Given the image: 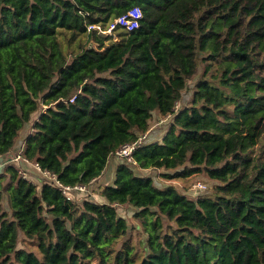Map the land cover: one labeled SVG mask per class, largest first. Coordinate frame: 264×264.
<instances>
[{
  "label": "trees",
  "instance_id": "16d2710c",
  "mask_svg": "<svg viewBox=\"0 0 264 264\" xmlns=\"http://www.w3.org/2000/svg\"><path fill=\"white\" fill-rule=\"evenodd\" d=\"M135 6L117 40L87 31ZM0 156V264H264V0H0ZM136 167L215 183L189 197Z\"/></svg>",
  "mask_w": 264,
  "mask_h": 264
},
{
  "label": "rangeland",
  "instance_id": "374dc122",
  "mask_svg": "<svg viewBox=\"0 0 264 264\" xmlns=\"http://www.w3.org/2000/svg\"><path fill=\"white\" fill-rule=\"evenodd\" d=\"M115 35H117L116 32L114 34V37H115V40H117V37ZM59 37H60L63 48L67 49L66 50L67 52L79 50L86 40L85 34L72 37V34L70 32H65V31L60 32ZM109 37H112V38L108 39L107 41L113 40V36H109ZM92 44H93L92 42L89 43V45H92ZM188 87L190 90L185 96L187 100L190 98L191 93H192L191 91L193 87L192 82L188 84ZM42 109H44V107ZM157 119L158 118H156V120ZM167 121L159 120L155 124H153L151 128L155 129V131H154V134H152V136L150 137V139H155L159 137V133L160 131H162L161 128H164L165 123ZM28 130H29V125H27L20 131L18 140L21 141L25 137ZM18 152L19 151L17 150L15 154H18ZM111 162H109L108 166L106 167V171L103 173V175L96 182L93 183V186H92L93 188L90 190L88 189V192H87L88 195L87 193H85L83 197L92 196L93 198L95 197L97 199L98 193H100V189L105 184L112 182L114 171H115V160ZM117 163H118V159H117ZM112 164H114V166H112ZM26 165L27 163H25L23 160H20V162L18 163V167L22 172H26L25 171ZM34 169L31 167L30 170L28 171H31L30 173L35 174L36 169L35 170ZM133 170L138 174L150 176L152 180L155 182V184L158 186H162L166 183H172L178 189L185 192L189 197H193L194 195H196L195 193L200 194V195H209L211 186L213 183H215L214 180H211L210 178H208V176L203 172H197L187 178H172L171 179V178H167L164 176V174L162 173L164 171L163 169L151 168V169L141 170L136 167V168H133ZM196 183H201L203 187L196 186L197 185ZM194 185L196 186L195 189L193 188ZM133 213H134L133 209L130 206H127V205L119 206V214L122 215L126 219L129 226L136 223L132 216ZM130 232H134V231H130ZM134 234L135 233H133V235ZM19 238H20V241L18 243V246L26 247L27 245L30 244L28 241L25 240L26 237L23 234L20 233Z\"/></svg>",
  "mask_w": 264,
  "mask_h": 264
},
{
  "label": "built area",
  "instance_id": "2783aa9c",
  "mask_svg": "<svg viewBox=\"0 0 264 264\" xmlns=\"http://www.w3.org/2000/svg\"><path fill=\"white\" fill-rule=\"evenodd\" d=\"M142 17V12L138 6L132 7L125 14L118 16L108 22H99L95 24L87 25V31H95L101 38H111L109 36H113V40L115 41L114 32L117 29H125L126 31H131L138 27L139 20ZM107 38V39H108ZM75 98V95L70 98L71 101ZM135 146L133 144H123L117 151V154L122 155L126 158L127 161L134 162L132 159V151ZM18 154L15 155L14 159L20 158L18 161L23 160L25 163L28 161L22 156L21 149L18 150ZM34 167L40 169L37 164H34ZM20 170V169H19ZM20 172H22L20 170ZM196 186L203 187L200 183H196ZM194 185V189L196 188ZM62 193L66 197V199H71V193L75 190H85V187L82 185L76 186H63L61 187Z\"/></svg>",
  "mask_w": 264,
  "mask_h": 264
},
{
  "label": "water",
  "instance_id": "95a60500",
  "mask_svg": "<svg viewBox=\"0 0 264 264\" xmlns=\"http://www.w3.org/2000/svg\"><path fill=\"white\" fill-rule=\"evenodd\" d=\"M3 159H4V157L3 156H0V170H1V168H2V166H3Z\"/></svg>",
  "mask_w": 264,
  "mask_h": 264
},
{
  "label": "crops",
  "instance_id": "0c3cea01",
  "mask_svg": "<svg viewBox=\"0 0 264 264\" xmlns=\"http://www.w3.org/2000/svg\"><path fill=\"white\" fill-rule=\"evenodd\" d=\"M14 158H15V156H14ZM13 158V160L18 164L20 161H18L20 158H18V159H14ZM26 170H27V168H26ZM93 187H92V185H90V187H89V189H92Z\"/></svg>",
  "mask_w": 264,
  "mask_h": 264
}]
</instances>
